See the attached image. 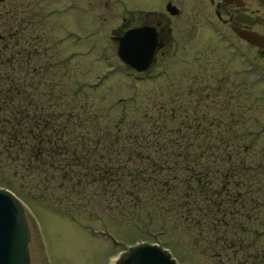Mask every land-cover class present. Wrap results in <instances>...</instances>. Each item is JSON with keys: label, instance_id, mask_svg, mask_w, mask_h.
Wrapping results in <instances>:
<instances>
[{"label": "trees", "instance_id": "trees-1", "mask_svg": "<svg viewBox=\"0 0 264 264\" xmlns=\"http://www.w3.org/2000/svg\"><path fill=\"white\" fill-rule=\"evenodd\" d=\"M29 14L23 26L15 11L0 10V185L56 205L64 194L90 207L149 206L217 264H264V147L247 144L246 113L231 114L220 97L186 114L170 95L151 102L156 111L107 127L91 113L63 112L53 92L57 63ZM107 179L117 180L113 189ZM130 195L138 198L129 204Z\"/></svg>", "mask_w": 264, "mask_h": 264}, {"label": "rangeland", "instance_id": "rangeland-1", "mask_svg": "<svg viewBox=\"0 0 264 264\" xmlns=\"http://www.w3.org/2000/svg\"><path fill=\"white\" fill-rule=\"evenodd\" d=\"M104 1H0V10L15 11L19 15L17 21L24 18L23 26H28L25 22L30 12V23L39 29L40 48H47L45 57L53 61L52 67L57 63L58 72L52 73L53 92L58 97V109L63 112H82L83 116L91 113L96 125L107 127L120 117L133 119L143 108L155 110L150 107L151 102L159 104L168 95L185 104L191 80L186 70L199 64L195 55L205 57L199 59L204 64L208 61V67L216 70L217 61L230 71L232 66L239 67L237 62H228L226 50L210 38L212 34H205L202 46L189 50L186 58L177 55L178 60L173 59L166 66L154 65L151 72H161L160 75L135 78V72L118 57L116 44L110 38L111 28L118 30L124 17L135 16V0ZM160 69L163 71H157ZM244 77L237 79L244 81ZM260 90L257 86L251 88L246 104L253 107L244 113L243 120L249 132L247 144L252 150L264 147V96ZM259 95L263 97L256 98ZM212 99L205 98L203 108L210 106ZM236 109L239 111V107ZM89 121L87 118L90 126ZM115 130L114 127L112 131ZM106 182L105 188L113 189L117 180ZM12 183L15 189L18 180L13 178ZM53 193V197L60 194L57 190ZM21 194L30 229L28 264H112L119 252L140 242L160 244L177 264H217V259L191 247L190 234L169 224L164 215L153 214L149 206L139 208L136 204L135 209L123 211L122 204H113L112 208L104 203L90 207L79 204L76 196L66 199L64 194L63 204L56 205L27 190ZM130 196L126 198L129 204L138 198Z\"/></svg>", "mask_w": 264, "mask_h": 264}, {"label": "flooded vegetation", "instance_id": "flooded-vegetation-1", "mask_svg": "<svg viewBox=\"0 0 264 264\" xmlns=\"http://www.w3.org/2000/svg\"><path fill=\"white\" fill-rule=\"evenodd\" d=\"M98 1L101 0H93ZM107 1L113 0L104 2ZM134 12L131 19L123 18L118 30L111 28L110 38L117 48L119 37L135 27L142 30L135 33V40L148 41L144 42L145 48L153 44L147 68L131 69L135 78L160 75L161 72H151L154 65L166 66L177 55L186 58L189 50L202 46L205 34H212L210 38L226 50L228 62L239 65L237 69L232 66L231 72L217 61L216 70L208 67V61L204 64L199 59L205 57L195 55L199 64L186 70L191 78L185 98L186 114L194 111L193 105H199L201 99L211 96L227 98L231 114L238 112L236 106L246 113L253 107L246 104L253 86L259 87L264 96V0H135ZM237 76H245L244 81ZM185 119L188 120L186 116Z\"/></svg>", "mask_w": 264, "mask_h": 264}, {"label": "water", "instance_id": "water-1", "mask_svg": "<svg viewBox=\"0 0 264 264\" xmlns=\"http://www.w3.org/2000/svg\"><path fill=\"white\" fill-rule=\"evenodd\" d=\"M128 29L119 37L117 54L130 67L147 68L151 61L152 46L143 39L135 40ZM139 41V42H138ZM146 42V43H144ZM144 46V47H143ZM30 229L22 200L7 187H0V264H28ZM113 264H177L171 253L157 243L140 242L118 254Z\"/></svg>", "mask_w": 264, "mask_h": 264}]
</instances>
